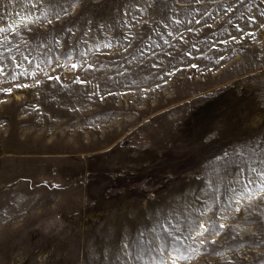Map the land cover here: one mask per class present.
<instances>
[{
	"label": "rangeland",
	"instance_id": "rangeland-1",
	"mask_svg": "<svg viewBox=\"0 0 264 264\" xmlns=\"http://www.w3.org/2000/svg\"><path fill=\"white\" fill-rule=\"evenodd\" d=\"M264 0H0V264H264Z\"/></svg>",
	"mask_w": 264,
	"mask_h": 264
},
{
	"label": "snow or ice",
	"instance_id": "snow-or-ice-1",
	"mask_svg": "<svg viewBox=\"0 0 264 264\" xmlns=\"http://www.w3.org/2000/svg\"><path fill=\"white\" fill-rule=\"evenodd\" d=\"M261 191L264 192V188H262Z\"/></svg>",
	"mask_w": 264,
	"mask_h": 264
}]
</instances>
